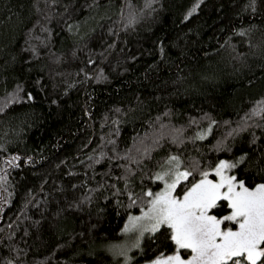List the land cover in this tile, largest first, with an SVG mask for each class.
Returning a JSON list of instances; mask_svg holds the SVG:
<instances>
[{
  "label": "trees",
  "instance_id": "obj_1",
  "mask_svg": "<svg viewBox=\"0 0 264 264\" xmlns=\"http://www.w3.org/2000/svg\"><path fill=\"white\" fill-rule=\"evenodd\" d=\"M261 101L264 0H0V264L174 254L163 225L108 247L172 155L193 171L176 195L241 157L226 175L264 183Z\"/></svg>",
  "mask_w": 264,
  "mask_h": 264
},
{
  "label": "snow or ice",
  "instance_id": "obj_2",
  "mask_svg": "<svg viewBox=\"0 0 264 264\" xmlns=\"http://www.w3.org/2000/svg\"><path fill=\"white\" fill-rule=\"evenodd\" d=\"M198 6L193 7L189 15ZM261 112H264V101L252 115ZM197 138L204 137L198 135ZM242 161L243 157L236 162L220 160L212 169L219 178L217 181L208 179V171H201V179L192 181L178 198L173 193L181 181H188L193 171L180 170L182 161L179 156L168 157L165 164L169 167L154 177L155 181L164 182L163 189L155 193L151 190L145 192L144 195L150 197L147 209H141L142 216L130 217L132 228L139 233L136 247L145 232L155 233L162 225L169 229V238L176 246L174 254H161L151 264H264V183L249 188L236 176L225 175V170L236 168ZM219 201L227 202L230 209L229 214L221 218L209 214ZM227 223L234 228L221 227ZM129 230L125 225L123 231ZM181 250L190 251L187 259L182 257Z\"/></svg>",
  "mask_w": 264,
  "mask_h": 264
},
{
  "label": "rangeland",
  "instance_id": "obj_3",
  "mask_svg": "<svg viewBox=\"0 0 264 264\" xmlns=\"http://www.w3.org/2000/svg\"><path fill=\"white\" fill-rule=\"evenodd\" d=\"M128 18H129V15H128ZM132 19V17H130V20ZM129 20V19H128ZM254 109H259V107H255V108H253V110ZM251 114V113H250ZM169 167V165H167V164H165V162L161 165V167L159 168V170L157 171V173L158 172H163L164 170H166L167 168ZM180 170H182L181 168H180ZM226 172H227V170H225V175H226ZM210 174H209V177H208V179H210V180H213V181H217L219 178L218 177H216L215 175H214V173L212 172V170L209 172ZM156 175V174H155ZM165 179L166 180H168V179H170L169 177H165ZM201 179V178H200ZM200 179H198V180H200ZM198 180H196V181H198ZM160 183H161V188H160V190H158V191H156V192H159V191H161L162 189H163V187H164V182L163 181H159ZM191 186V185H190ZM189 186V187H190ZM155 193V192H154ZM184 193V192H183ZM183 193L181 194V195H176L175 193H173V195H175V196H177L178 198L179 197H182V195H183ZM147 206L148 205H146L145 207H144V209L146 210L147 209ZM210 215H213L211 212L209 213ZM229 214V213H228ZM227 215V214H226ZM138 216H142V212H141V209H140V211L138 212V213H136V214H133V215H130L128 218H127V220H126V222L124 223V225H123V227H122V230H121V240H120V242H118L117 244H113V245H109V247H108V249H109V251L110 252H112L115 256H120V257H122V258H128L129 257V255H130V253L135 249V248H137L135 245L137 244V238H138V236H139V233H138V231H136L135 229H133L132 228V221L130 220V217H138ZM140 223H148L147 221H141ZM125 225H128L129 226V228L131 229V230H129V231H127V232H125V231H123V229L125 228ZM147 233H149V232H145L144 233V235L145 234H147ZM143 235V236H144ZM143 236L142 237H140V239H139V244H140V241H141V239L143 238ZM119 253H124V255H120ZM190 255V251L189 252H186V256H182L184 259H187V257ZM153 261V260H152ZM151 261V262H152ZM151 262H148L147 264H151Z\"/></svg>",
  "mask_w": 264,
  "mask_h": 264
}]
</instances>
